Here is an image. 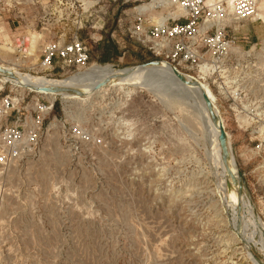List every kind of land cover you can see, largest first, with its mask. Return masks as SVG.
Segmentation results:
<instances>
[{"label":"rangeland","instance_id":"obj_1","mask_svg":"<svg viewBox=\"0 0 264 264\" xmlns=\"http://www.w3.org/2000/svg\"><path fill=\"white\" fill-rule=\"evenodd\" d=\"M203 2L198 27L181 38L183 56L195 61L178 69L210 90L242 192L264 228V0L259 18L247 21L213 12L223 0ZM171 4L2 0L0 17L13 44L24 37L29 58L13 56L24 73L49 42L80 40L90 62L60 71L62 80L94 65L124 70L166 61L148 33L161 19L173 23ZM149 5L153 11L139 13ZM172 17L185 22L183 11ZM150 80L82 100L57 95L38 145L26 140L22 158L0 172V264H264V249L253 241L261 230L230 199L204 112L178 83ZM31 105V98L19 99L25 114Z\"/></svg>","mask_w":264,"mask_h":264},{"label":"built area","instance_id":"obj_2","mask_svg":"<svg viewBox=\"0 0 264 264\" xmlns=\"http://www.w3.org/2000/svg\"><path fill=\"white\" fill-rule=\"evenodd\" d=\"M168 1L170 0H161V6L166 5ZM179 1L182 8L185 9V12L183 11L185 22H179V18L170 15L172 24H158L148 33L155 55L160 56L166 53V62L177 71H179L178 66L182 63L187 64L195 61V58L190 55L183 56L182 39L198 27L204 7L203 0ZM1 5L2 0H0ZM257 5L258 0H223L221 4L214 6L213 12H220L222 17L231 16L236 21H247L257 14ZM216 41L220 42V39H216ZM26 47L24 37L16 39L13 44L6 25L0 17V119L7 120L12 115L16 116L13 124L0 125V172L11 167L17 159L22 158L26 140L30 145H38L40 135L44 130L45 119L53 112L58 97L46 92H37L26 85L21 87L11 79L4 78L3 71L13 65H16V68L24 73L22 72L24 66L15 63L13 56L16 55L22 59L29 58L25 53ZM89 62V54L77 37L62 45L57 42H49L44 47L35 69H27V74L56 80L60 71L64 72L70 67L85 68ZM28 98H31L33 105L29 107L31 108L29 114H25L19 107V99L24 101ZM25 112H27L26 109ZM24 132L28 134V137H24Z\"/></svg>","mask_w":264,"mask_h":264},{"label":"bare ground","instance_id":"obj_3","mask_svg":"<svg viewBox=\"0 0 264 264\" xmlns=\"http://www.w3.org/2000/svg\"><path fill=\"white\" fill-rule=\"evenodd\" d=\"M171 5H175V7L177 9V11L175 13L185 10L184 8H182V5L180 3L178 4L177 0H172V4ZM263 6H264V3H263ZM151 9H154L153 5L143 6V7L139 8L138 10H139L140 14H146L148 12L153 11ZM175 13H171V14H169V16L170 15H175ZM256 16L259 18V14L258 13L256 14ZM167 19L168 18L159 20L158 24L159 25H163V23H165V21ZM3 72H4V78L11 79L14 83L18 84L21 87L26 85V86H29V87L33 88V90H36L37 92H41V93L46 92L47 94H50V95H60L65 100H82V99H84V97H87L88 95L90 96L92 93H98V92L105 91L106 89H108L111 86L112 87L113 86H124V85L136 86V83H142L144 81H145L144 83L146 84V81L150 80V77H152V76H155V77H157V76L167 77L169 80H172V81L178 83L183 88V90H186L188 95H189L188 97H190L194 101V103L197 105V107H199L200 111L204 112V116L206 117V119L210 123V129L212 130L213 134L216 137L213 140L216 139L218 144H219V140H218L219 132H218V129H217L215 123L212 120V117H211V115H210V113H209V111H208V109L206 107V104H205L204 100L202 99V96H201L198 88L196 86H194V85L188 86V85H185L182 82H180L171 73L170 65L166 61H161V62L159 61L157 64H149L148 63V64H145V65H141L139 67H132L131 69H124V70H116L115 68H113L109 64L105 65L104 67L101 66V65H94L91 68H89L87 71H85L84 73L75 74L74 76H70V77L62 79V80H58V79L51 80V79H49L47 77H44V76L41 77V76H36V75H32V74L21 73L16 68V65H13L12 67H7V70H4ZM179 72L187 80H189V81H191L193 83H199L209 93L211 99L214 102V99H213V96H212L210 90L207 88V86L205 84H203V82H201L197 78H194V77H192L190 75H187V74H185V73H183L181 71H179ZM101 83H104V84L100 88H97V85L101 84ZM142 86H143V84H142ZM214 106H215V104H214ZM215 108H216V106H215ZM216 111L218 112L217 108H216ZM196 113H197V111H196ZM196 117H198V116H196ZM199 119H200V117H199ZM221 120H222V118H221ZM203 122H204V120H203ZM207 122H206V124L204 123L205 126L207 125ZM204 130H206V129H204ZM204 133H205V131H204ZM209 135H210V133H209ZM204 137L207 138V136H204ZM229 145H230V148H231V151H232V147H231L230 141H229ZM216 148H217V145H216ZM211 149H214V148H211ZM216 151H217V154H218L217 156L218 157L214 156V155H216L214 153L213 154L214 158H212V159L215 160L216 159L215 157H217V159L219 158L218 162H220V164H221L220 167H221V170H222V174H223V176L225 178L223 184L225 185V188L226 187L228 188V190H229L228 193L231 194L230 195L231 196L230 199L233 198L234 200L241 202V204L243 205V207L245 209V212L248 214V216L250 218V221H251L250 224L253 227L260 228L261 232H260L259 239L255 240L257 234L255 232H253V234L255 233V236H253V241L256 243L257 247H259L262 250V249H264V247H263V244L261 242L262 241L261 237L264 236V228H263V226H261L260 221H259V219H258V217H257V215H256V213L254 211V208L250 204V203H252L250 201V199L244 193L239 194V180H238V170H239V168L237 167L238 165H237V163H236V161L234 159L233 152H232V158L229 160L228 163H225L224 160H223V154H222L221 149L218 148ZM210 155H212V154H210ZM211 157L212 156H210V160L212 161ZM216 161H215V163H216ZM218 162H217V164L214 163V165L218 166V164H219ZM233 199H232V201H233ZM227 200H228V198H227ZM226 202H228V201H226ZM229 202H230V200H229ZM233 204H235V203H233ZM239 206H241V205L239 204ZM235 207L234 208L232 207V208L235 209ZM229 208H230V206H229ZM229 210H231V209H229ZM231 216H232V214H231ZM263 255H264V253H263ZM255 263H256V261H255Z\"/></svg>","mask_w":264,"mask_h":264},{"label":"water","instance_id":"obj_4","mask_svg":"<svg viewBox=\"0 0 264 264\" xmlns=\"http://www.w3.org/2000/svg\"><path fill=\"white\" fill-rule=\"evenodd\" d=\"M159 61H152L149 64H157ZM171 73L183 84L185 85H194L198 88L202 99L204 100L206 107L212 117L213 122L215 123L218 132H219V144L222 150L223 154V160L225 163H228L229 160L232 158V151L229 145V136L226 132L225 126L221 120L220 115L216 111V108L214 106V102L211 99L209 93L199 84V83H193L189 80H187L179 71L174 69L172 66H170ZM104 83L98 84L97 88H100ZM238 180H239V194H242L243 188H244V178L242 173L238 170Z\"/></svg>","mask_w":264,"mask_h":264}]
</instances>
